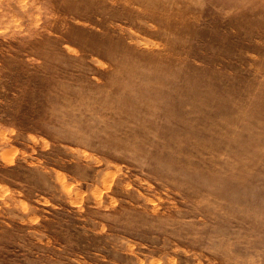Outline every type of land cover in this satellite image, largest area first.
<instances>
[{
	"label": "rangeland",
	"instance_id": "obj_1",
	"mask_svg": "<svg viewBox=\"0 0 264 264\" xmlns=\"http://www.w3.org/2000/svg\"><path fill=\"white\" fill-rule=\"evenodd\" d=\"M0 264H264V0H0Z\"/></svg>",
	"mask_w": 264,
	"mask_h": 264
},
{
	"label": "bare ground",
	"instance_id": "obj_2",
	"mask_svg": "<svg viewBox=\"0 0 264 264\" xmlns=\"http://www.w3.org/2000/svg\"><path fill=\"white\" fill-rule=\"evenodd\" d=\"M107 45H109V47L106 45L103 48L100 46H94L93 49L95 52L103 53V55L113 63L118 74L125 75L127 77L129 75L135 76L134 74H136L137 68L130 69L128 71L124 64H129L130 59H135V56H139L149 61L153 54L141 55L138 53L139 50L127 44L125 40L118 41V39L110 38ZM117 58L121 59L119 63H117ZM161 61L162 62H160L157 65V68L152 72L154 78H152V74L150 72H140L143 79L141 93H136V89L135 87L133 88L131 80L123 81L124 84L122 85V88L125 89L128 94H120L119 100L132 105L130 107V112L133 115L138 114V107L144 106L147 109L149 108L154 115L158 117H162L167 120H174L176 112L179 111L183 104L187 102L182 99L181 101L179 100V102L174 101V97L177 96V89L179 88L176 84V74L172 73L169 75V73H164V69L170 68V65L165 64L162 58ZM162 75L165 77H162ZM191 102L196 103L193 101ZM193 106L195 107V105ZM125 107L127 108L129 106ZM180 111L181 112L178 116H183L185 114V109L183 108ZM220 122L222 126L225 125V121L223 119H221ZM113 141L115 145L118 143L119 145L126 146L128 140L125 136H122L120 139L113 138Z\"/></svg>",
	"mask_w": 264,
	"mask_h": 264
}]
</instances>
